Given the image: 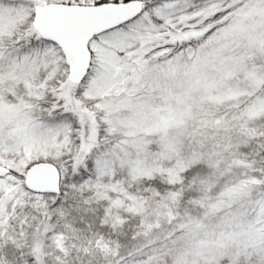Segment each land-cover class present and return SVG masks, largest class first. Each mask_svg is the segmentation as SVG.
I'll list each match as a JSON object with an SVG mask.
<instances>
[{
	"label": "snow or ice",
	"instance_id": "1",
	"mask_svg": "<svg viewBox=\"0 0 264 264\" xmlns=\"http://www.w3.org/2000/svg\"><path fill=\"white\" fill-rule=\"evenodd\" d=\"M0 264H264V0H0Z\"/></svg>",
	"mask_w": 264,
	"mask_h": 264
}]
</instances>
